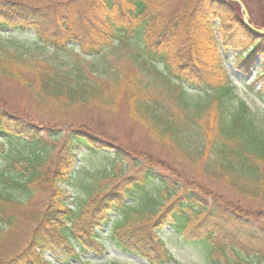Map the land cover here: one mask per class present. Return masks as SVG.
Returning <instances> with one entry per match:
<instances>
[{"label": "trees", "instance_id": "obj_1", "mask_svg": "<svg viewBox=\"0 0 264 264\" xmlns=\"http://www.w3.org/2000/svg\"><path fill=\"white\" fill-rule=\"evenodd\" d=\"M236 44L246 71L264 56L230 0H0V82L22 83L23 113L30 100L23 115L0 102V246L29 223L0 264H127L103 260L110 247L181 264L165 228L207 264H264V234L246 225L264 218V122L230 101L223 56ZM122 106L179 165L173 179L158 156L96 135L94 115ZM81 149L102 165L81 170Z\"/></svg>", "mask_w": 264, "mask_h": 264}, {"label": "rangeland", "instance_id": "obj_2", "mask_svg": "<svg viewBox=\"0 0 264 264\" xmlns=\"http://www.w3.org/2000/svg\"><path fill=\"white\" fill-rule=\"evenodd\" d=\"M250 9L253 13V18L258 23L264 22V0H248ZM17 36V33H15ZM26 38V35H21ZM217 37H220L217 34ZM237 48H229L227 52H224L223 56V65L226 69L228 76L232 82L233 89H235L234 97L231 99V102H234L237 105L238 102H244L250 108L252 114L259 121L264 122V75H262L261 70L264 67V56L261 54L256 55V63L252 66L249 71L244 69L243 64H239L236 60V55L240 53L242 45L236 44ZM256 75L261 77L257 79ZM23 81L28 80V78H22ZM21 82H14L11 80H3L0 82V102H4L6 108L9 111L16 113H26V107L30 104L27 103L26 107H23L24 113L19 109V106L26 103V95L24 88L21 86ZM208 96L203 93L189 91V98L194 99L195 101L206 99ZM125 107L122 106L121 110H118L116 115H102L95 114L92 120L93 129L96 131V135L107 133L112 138L116 139L122 146L128 147L133 151H149L150 153L156 155L161 160L163 168L158 170L166 175L169 179L174 178L173 172H181L179 165H176L175 160H171L170 157L166 154L163 149L161 150L160 146L151 147L148 143L151 142L150 139L147 140L146 133L141 131L139 128L134 127L125 116ZM148 141V142H147ZM161 150V151H160ZM85 152L83 149L77 154V160L83 158ZM102 165V161L99 158H94L89 161L87 158L83 159L80 162L81 170H88L90 168H97ZM185 175L194 181V172L187 171ZM177 176V175H176ZM178 177V176H177ZM81 178V176L79 177ZM200 183V181H198ZM205 186L214 187L211 183L207 182ZM66 187V186H65ZM216 192L219 191L223 194L224 198L227 201L235 202L236 197L231 194L226 193L225 190L215 188ZM218 190V191H217ZM209 204H213V198L209 199L206 197ZM255 208H253L254 210ZM257 210V209H256ZM259 212L256 213L258 216ZM113 217V216H112ZM249 226H253L261 230V233L264 234V218L263 215L258 218H249L247 219ZM29 223L25 220L19 229L16 231L12 239L7 242H4L1 249H6L7 251H13L24 244L27 240ZM108 228L103 231V235H106ZM162 237L167 243V248L173 254L175 260L181 264H207L202 257L192 248L182 244L181 239L173 235V232L170 228H165L162 232ZM114 259H119L127 264H149L145 259L134 255H123L116 253L111 247L106 253L103 260L113 261ZM91 260L100 261L96 257L91 258Z\"/></svg>", "mask_w": 264, "mask_h": 264}, {"label": "water", "instance_id": "obj_3", "mask_svg": "<svg viewBox=\"0 0 264 264\" xmlns=\"http://www.w3.org/2000/svg\"><path fill=\"white\" fill-rule=\"evenodd\" d=\"M233 1H235L239 4L241 11H242V14H243V19H244L245 25L248 26L250 28V30H252L254 33H256L260 36H264V29H256L249 24L248 11H247L246 7L244 6L243 2L241 0H233Z\"/></svg>", "mask_w": 264, "mask_h": 264}]
</instances>
